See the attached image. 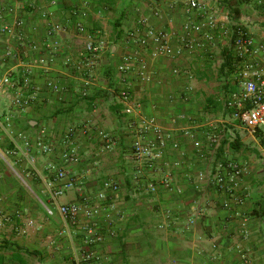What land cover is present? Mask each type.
I'll list each match as a JSON object with an SVG mask.
<instances>
[{"label": "crops", "instance_id": "0c3cea01", "mask_svg": "<svg viewBox=\"0 0 264 264\" xmlns=\"http://www.w3.org/2000/svg\"><path fill=\"white\" fill-rule=\"evenodd\" d=\"M51 1L0 0V28L20 17L26 26L18 34L38 46L21 61L0 62V76L11 72L19 80L29 70L39 89L26 109L14 107L11 96L0 98V111L11 113L14 131L35 137L44 129V143L52 148L50 154L36 156V172H25V161L9 154L8 142L0 134V264H73L76 253L84 249L81 226L86 219L81 215L75 224L64 222L50 201L48 187L50 182L60 186L50 167L62 166L65 132L82 126L88 128L86 136L73 141L80 162L65 167L91 204H100L96 196L103 181L111 179L119 186L118 192L107 193L113 207L110 227L102 218L96 220L95 231L105 241L90 250L102 264H241L240 250L250 264H264V160H256L264 157V145L225 108L231 89H236L228 82L233 61L226 81L219 73L232 26L241 24L256 46H264V0H194L201 7L197 11H187L189 0H54L56 5L50 6ZM46 11L49 16L42 18ZM213 11L220 23L203 49L155 58L152 47L126 44L139 19L146 18L155 31L170 35L177 48L183 24L199 22L203 13ZM48 22L66 32L50 38ZM77 23L84 25L85 34L76 33ZM87 39L103 40L107 48L92 57L84 51ZM55 40L59 47L49 55L45 45ZM196 40L203 42L201 37ZM9 48H18L16 37L0 35V55ZM133 51H138L151 75L143 82L135 72L129 74L134 100L145 117L169 130L179 144V150L168 151L167 159L180 195L163 189L155 195L143 191L141 181L157 174L148 175L131 161V125L136 119L124 115L117 97V67ZM50 82L63 91L51 92ZM83 89L85 97L79 95ZM181 115L185 118L177 119ZM208 124L226 131L216 159L247 169L241 182L242 203H231L228 210L222 207L226 196L207 181L195 179L208 166L195 158L192 141L180 133L192 129L203 140ZM99 133L111 140L106 150ZM21 169L27 173L23 181L13 172ZM72 202L81 203L74 191L60 197L57 205ZM45 207L52 208L53 215H47Z\"/></svg>", "mask_w": 264, "mask_h": 264}, {"label": "built area", "instance_id": "2783aa9c", "mask_svg": "<svg viewBox=\"0 0 264 264\" xmlns=\"http://www.w3.org/2000/svg\"><path fill=\"white\" fill-rule=\"evenodd\" d=\"M18 1L24 2V0ZM55 5L56 1L50 2V6ZM192 10H201V7L196 1L189 0L187 11ZM9 11L12 12L11 9ZM41 16L47 18L49 13L46 11ZM201 18L199 22L188 20L183 24L180 34L176 37L180 44L177 48L172 46L170 35L155 31L149 26L146 18L139 19L137 29L129 33L125 41L127 45L133 43L140 48L152 47V55L155 58H173L184 52L191 53L205 48L207 43L212 42V31L220 23L215 11L205 12ZM25 26L26 22L20 17L15 18L10 25H2L0 35L16 37L18 48L7 49L0 55V62L11 59L21 61L29 53L38 51V46L35 43L27 42L22 35L18 34ZM234 26L231 48L235 60L229 82L236 87V90L229 94L225 108L234 121L238 122L252 136L264 141V46H256L241 24ZM75 31L77 34L83 35L86 29L82 23H77ZM65 32V27L48 22L47 35L50 38ZM197 37H201L203 42L197 41ZM58 47L59 42L57 40L45 45L49 55L54 54ZM106 48V43L103 40L87 39L84 44V51L92 57L99 56ZM28 68L31 69L30 66ZM132 72H135L137 79L143 82H149L151 79L146 64L139 58L138 51H133L124 56L121 64L117 67V83L120 86L117 97L123 105L124 115L134 116L136 119L131 125L134 129L130 152L132 163L138 168L144 169L148 175L157 174V177L141 181L142 190L150 195H155L159 189L180 195L181 189L173 184L169 169L170 163L167 159L168 151L170 149L179 150V144L173 139L169 130L160 127L153 118L145 117L141 113V105L134 100L132 82L129 80V74ZM30 74L29 70H24L19 80H15L11 72H6L0 76V98L11 96V103L14 107L28 108L35 101L39 91L38 87L33 85ZM48 86L53 93L63 91L54 82H50ZM79 95L81 97L87 96L86 90L83 89ZM184 118L183 115L177 117L180 120ZM11 119L10 112L0 111V134L8 142L9 154L25 161L27 169L36 172V156H45L52 152V148L44 143L46 132L41 129L33 137L26 131H14ZM203 128V140H199L196 137V132L192 129H185L180 133L184 138L192 141L195 158L208 166L207 170L198 173L195 179L198 182L207 181L217 193L226 196L222 207L228 210L231 203L238 205L242 203L241 182L247 174V169L236 162L217 160L215 155L226 138V131L219 129L218 125L215 124H208ZM87 132L88 128L85 126L70 127L65 132L66 149L61 153L62 166L50 167L54 173L53 181L59 182L60 186L55 187L54 182L48 183L49 197L50 201L56 205L57 213L67 224L77 223L81 215L87 221L81 226L84 249L76 253L73 264H102L101 259L90 250L92 246L102 244L105 241L104 236L95 231L96 220L102 218L106 226L110 227L113 222V207L108 204L107 193L118 192L119 186L111 179L103 181L102 190L96 196L100 204L94 205L84 196L82 188L67 169L68 166L77 165L80 162L76 149L73 147V141L78 135L86 136ZM99 137L103 142V148L108 149L111 145L110 138L103 133H99ZM175 166L177 165L175 164ZM18 177L22 180V177ZM71 191L80 197L81 203L72 202L57 205V200ZM45 209L47 215H53L52 208L45 207ZM241 233L242 236H247L244 223ZM114 234L110 229V235L113 236ZM238 254L241 264H250L245 251L240 250Z\"/></svg>", "mask_w": 264, "mask_h": 264}, {"label": "trees", "instance_id": "16d2710c", "mask_svg": "<svg viewBox=\"0 0 264 264\" xmlns=\"http://www.w3.org/2000/svg\"><path fill=\"white\" fill-rule=\"evenodd\" d=\"M116 35H117V38H120V33L119 31H116ZM230 42H232V39L230 40ZM231 57H230V49L229 47H226V49H224V55H223V63L220 67V75L223 76L224 80L227 78V74L230 73V71L232 70V64H231ZM227 72V73H225ZM226 81V80H225ZM236 89L233 88L231 89V92L235 91ZM28 128H30L29 125H27ZM261 141V144H264V141L260 140Z\"/></svg>", "mask_w": 264, "mask_h": 264}, {"label": "rangeland", "instance_id": "374dc122", "mask_svg": "<svg viewBox=\"0 0 264 264\" xmlns=\"http://www.w3.org/2000/svg\"><path fill=\"white\" fill-rule=\"evenodd\" d=\"M235 28V26H232V29H234ZM232 32H233V30H232ZM228 47H229V49H230V57H231V61H234L235 60V57H234V55H233V51H232V48H231V42H230V39H229V42H228ZM229 80V79H228ZM229 82V81H228ZM258 140H259V143L261 144V141H260V139L258 138ZM262 145H264V144H262ZM256 160H258L259 162H261L262 160H264V157L263 156H259V157H257L256 158ZM15 174H16V176L18 177V176H20V177H22V180H24L23 178L26 176V174L27 173H25V172H29V170L27 169L25 172L21 169L20 171L19 170H17V171H13ZM24 172V173H23Z\"/></svg>", "mask_w": 264, "mask_h": 264}]
</instances>
